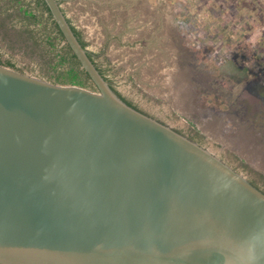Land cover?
Here are the masks:
<instances>
[{
	"label": "water",
	"instance_id": "95a60500",
	"mask_svg": "<svg viewBox=\"0 0 264 264\" xmlns=\"http://www.w3.org/2000/svg\"><path fill=\"white\" fill-rule=\"evenodd\" d=\"M45 1L98 90L0 64V264H264V191L128 104Z\"/></svg>",
	"mask_w": 264,
	"mask_h": 264
},
{
	"label": "rangeland",
	"instance_id": "374dc122",
	"mask_svg": "<svg viewBox=\"0 0 264 264\" xmlns=\"http://www.w3.org/2000/svg\"><path fill=\"white\" fill-rule=\"evenodd\" d=\"M59 1L115 86L141 93L149 113L172 112L180 132L191 120L203 125L201 108L226 112L247 78L259 84L256 77H264V0ZM41 37L11 0H0L1 57L50 81ZM249 68L252 73H245ZM232 113L230 123L263 152L264 129L251 128Z\"/></svg>",
	"mask_w": 264,
	"mask_h": 264
},
{
	"label": "flooded vegetation",
	"instance_id": "af4514ba",
	"mask_svg": "<svg viewBox=\"0 0 264 264\" xmlns=\"http://www.w3.org/2000/svg\"><path fill=\"white\" fill-rule=\"evenodd\" d=\"M241 67L244 68L242 65ZM245 71V73H252L250 68ZM256 78L259 79V84H257L258 82L256 83V79L251 80V78H247L246 85L236 94L237 96L234 97L235 102L230 101L228 103L231 110L229 109L226 110V112L218 113L215 107L208 106L206 110L201 108L199 115L203 125L200 126L195 123V121L191 120L181 133L210 149L220 159L238 172L244 174L249 181L264 191V151H259V149L262 148L261 145L254 144L253 142H246L244 136H242L244 132L243 129L236 130V126L232 124L233 122L230 123L232 120L230 119L231 111L233 112L232 114L240 118L239 120L244 124L248 125L247 123L250 122L251 128L258 126L260 127V131L262 128L264 129V107L260 101L264 100V77L260 76ZM106 79L110 82L111 87L115 85V80L112 78ZM254 83H256L258 87H253L254 85L250 87V84ZM130 88H133L132 85H130ZM117 90L115 91L120 96L122 93V95L126 96L129 100L137 103L141 109H143L142 111L156 117L164 123L172 125L173 128L178 130L177 125H180V122L179 119L174 117L172 112L163 113L156 109L154 113H149L142 107L145 103V98H143L141 93L137 94L131 90L125 92L118 88ZM246 91L256 98H254V102L252 98H249L248 94L245 93ZM229 94L234 95L232 92H229ZM260 105H262V107ZM214 115L216 116L214 117ZM209 120L212 121V125L208 124ZM211 140L218 141L219 145L213 144Z\"/></svg>",
	"mask_w": 264,
	"mask_h": 264
},
{
	"label": "trees",
	"instance_id": "16d2710c",
	"mask_svg": "<svg viewBox=\"0 0 264 264\" xmlns=\"http://www.w3.org/2000/svg\"><path fill=\"white\" fill-rule=\"evenodd\" d=\"M15 6L19 8L24 19L37 29L42 35V40L39 41L46 47V58L50 67L49 78L50 81L59 84H76L87 87L92 90H98V87L88 71L82 66L78 56L67 42L64 33L60 26L54 19L50 7L45 0H11ZM74 32L78 36L81 43L87 47L88 42L84 39L82 31L77 28L70 19H68ZM93 62L96 64L104 77H108V67L100 60L98 55L89 54ZM0 64L21 70L13 61L3 59L0 55ZM113 89L117 87L113 85ZM118 91V90H117ZM121 97L130 105L137 109L141 107L129 100L126 96Z\"/></svg>",
	"mask_w": 264,
	"mask_h": 264
}]
</instances>
